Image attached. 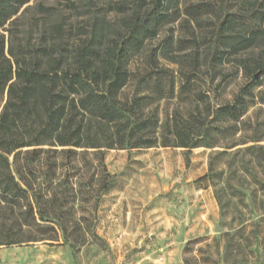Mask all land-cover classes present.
<instances>
[{"label":"trees","instance_id":"obj_1","mask_svg":"<svg viewBox=\"0 0 264 264\" xmlns=\"http://www.w3.org/2000/svg\"><path fill=\"white\" fill-rule=\"evenodd\" d=\"M30 1L0 0V246L69 242L62 217L75 215L76 193L57 187L80 188L81 168L92 169L94 210L113 184L107 150L239 144L251 87L212 103L210 86L232 59L251 80L264 69L260 59H237L264 40V0H236V12L215 0H109L122 15L116 25L94 15L72 38L63 22H35L38 41L15 44L5 25Z\"/></svg>","mask_w":264,"mask_h":264},{"label":"rangeland","instance_id":"obj_2","mask_svg":"<svg viewBox=\"0 0 264 264\" xmlns=\"http://www.w3.org/2000/svg\"><path fill=\"white\" fill-rule=\"evenodd\" d=\"M215 1L230 12L240 10L236 0ZM108 3L31 0L12 25H5L12 33L4 34L15 44L27 37L36 42L40 35L35 22L46 27L63 22L73 38L78 29L86 31L94 15H102L106 25L118 24L122 15L108 10ZM155 44L150 42L145 53ZM171 55L179 61L183 52ZM239 58L264 61V40ZM236 61L218 66L210 86L217 92L210 101H230L241 87H251L249 108L236 135L239 144L107 150L104 164L113 184L94 210L88 201L92 169L81 168L86 176L80 188L76 184L67 191L66 183L57 187L67 195L76 193L75 215L62 217L69 242L61 238L52 244L0 246V264H264V69L256 70L251 80L242 71L236 73ZM160 64L180 67L168 59ZM43 182L49 183L46 178Z\"/></svg>","mask_w":264,"mask_h":264},{"label":"water","instance_id":"obj_3","mask_svg":"<svg viewBox=\"0 0 264 264\" xmlns=\"http://www.w3.org/2000/svg\"><path fill=\"white\" fill-rule=\"evenodd\" d=\"M255 76H257V74Z\"/></svg>","mask_w":264,"mask_h":264}]
</instances>
